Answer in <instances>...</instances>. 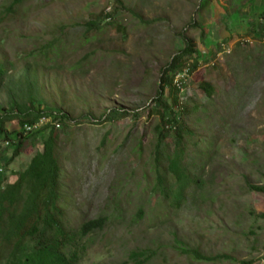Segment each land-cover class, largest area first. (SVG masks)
Here are the masks:
<instances>
[{
	"label": "rangeland",
	"instance_id": "obj_1",
	"mask_svg": "<svg viewBox=\"0 0 264 264\" xmlns=\"http://www.w3.org/2000/svg\"><path fill=\"white\" fill-rule=\"evenodd\" d=\"M188 42L193 55L171 70ZM0 63V113L13 89L27 98L29 79L37 110L71 117L56 131L67 226L106 218L80 264H264V0H0ZM112 109L129 115L108 121ZM20 127L6 124L11 142ZM50 128L15 157L17 144L3 149L7 183ZM178 150L187 181L175 203Z\"/></svg>",
	"mask_w": 264,
	"mask_h": 264
},
{
	"label": "trees",
	"instance_id": "obj_2",
	"mask_svg": "<svg viewBox=\"0 0 264 264\" xmlns=\"http://www.w3.org/2000/svg\"><path fill=\"white\" fill-rule=\"evenodd\" d=\"M9 10L10 8L7 9V11ZM53 46V43L44 46L42 50L44 57L47 56ZM193 53L192 43L188 42L187 47L180 52V55L173 59L171 70H176L181 58L191 56ZM193 66L196 68L197 64ZM7 74L6 65L0 63V88L4 84ZM26 83L27 98H24V95L21 94L17 95V92H14L13 89L11 93L13 108L0 113V136L7 134V138L10 139L6 124L16 120L19 121L21 127L13 131L12 134H16L18 137L19 130L25 124L34 123L41 117L54 116V118L52 117L53 120L61 123L71 119L66 113L56 115L54 112L37 110L35 105L38 101V92L35 90V84L29 79L26 80ZM202 87L208 91V85ZM166 89V83L160 86L155 102L161 104L167 92ZM172 113L173 120L171 121L166 119V114H163V123L169 122L165 125L166 127H171V123L177 124V126H173V131L176 133L175 138L180 148L178 141L180 127L177 121L179 118L175 117L174 111H171ZM128 115L127 110L112 109L109 110L107 118L110 121ZM44 129L49 130V126ZM56 131L57 129L54 126L50 128L49 135L43 142L42 150H38L34 154L27 169L20 172L15 182L7 183L0 173V264H80L79 255L83 246V238L103 229L105 225L106 218L100 217L86 221L76 229L67 226V212L62 204L61 165L57 155L58 134ZM40 132L42 130L34 133V135ZM23 139L24 137L16 138L11 144V146L14 143L17 144L14 157L19 155L18 147H21ZM1 144L3 145V142ZM160 145L157 146L158 162L160 160ZM2 157L0 156V164ZM168 159L169 170H171L175 179L179 181V188L176 190L175 195V203H178L181 200L187 181L185 167L182 166L183 151H176L174 156ZM7 164L9 166L11 162L9 161ZM163 181V178L159 177V185H162ZM254 189L264 193V187L262 186H256ZM162 193L168 196V192L163 185ZM182 253L190 254L191 257L197 260H214L213 257L206 256L194 249H183ZM137 256V254H134V257Z\"/></svg>",
	"mask_w": 264,
	"mask_h": 264
},
{
	"label": "built area",
	"instance_id": "obj_3",
	"mask_svg": "<svg viewBox=\"0 0 264 264\" xmlns=\"http://www.w3.org/2000/svg\"><path fill=\"white\" fill-rule=\"evenodd\" d=\"M55 127L56 129H59L61 128V123L60 122H57V121H54L53 118L51 116H44V117H41L39 118L37 121H35L34 123H27L23 126V128H21L18 133V138H22V137H27V136H30L34 133H37L39 132L40 130L46 128V127ZM13 142H11L9 139L8 140H5L3 142V145L1 144L0 146V156L2 155L3 153V149L8 147V146H11ZM1 166V165H0ZM3 167L1 166L0 167V173L2 171Z\"/></svg>",
	"mask_w": 264,
	"mask_h": 264
},
{
	"label": "crops",
	"instance_id": "obj_4",
	"mask_svg": "<svg viewBox=\"0 0 264 264\" xmlns=\"http://www.w3.org/2000/svg\"><path fill=\"white\" fill-rule=\"evenodd\" d=\"M4 159H3V157H2V161H3ZM2 163V162H1Z\"/></svg>",
	"mask_w": 264,
	"mask_h": 264
}]
</instances>
